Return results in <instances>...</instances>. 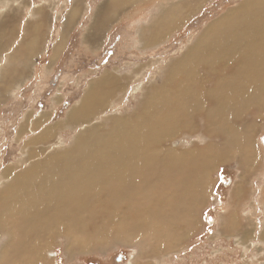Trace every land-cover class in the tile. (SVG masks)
<instances>
[{"label":"rangeland","instance_id":"rangeland-1","mask_svg":"<svg viewBox=\"0 0 264 264\" xmlns=\"http://www.w3.org/2000/svg\"><path fill=\"white\" fill-rule=\"evenodd\" d=\"M75 1L0 0L1 69L22 44L31 43L32 35L33 39L39 33L42 38L38 52L28 60L24 49L21 58L16 54L13 59L27 63V76L20 86L3 87L0 83V178L9 169L15 175L47 158L55 162L59 160L57 153L76 150L80 148L77 144L113 145L124 122L128 121L129 127L140 125L150 112L161 115L166 111L164 115L172 125L169 130L175 132L157 141L158 148L152 150L189 156H195L194 151L205 152L199 162L206 175L205 184L199 186L204 184L205 191L194 213L195 225L171 224L166 235L159 237L147 223L137 230L118 227L120 214L106 209L107 197L102 196L91 203L92 213L77 215L84 218L82 229L87 236L77 241L84 249L70 245L65 231L55 227L50 239L39 245L43 260L33 259L30 264H264V239L259 237L264 231V82L254 86L253 73L243 75L247 65L243 45L208 67L196 65L191 81L165 76L166 72L174 73L179 61L189 56L190 46L206 28L249 0H205L171 33L143 46L142 31L150 26L156 13L152 0L145 1L127 9L128 14L117 16L98 47L89 45L84 37L97 8L106 0H81V11L53 60L54 46ZM257 1L260 0L252 1V5ZM248 3L244 5L246 9L250 8ZM105 77L108 85H102L97 97L93 95L96 102L84 110V115H69L80 107L90 86ZM244 80L250 83L242 98L246 104L223 111L220 96L227 90L226 85L235 81L237 87H242ZM169 83L172 87L168 88L175 87L177 93L174 88L170 93ZM199 102L197 112L195 104ZM75 116H81V120ZM239 137L247 139L244 147L233 144ZM193 165L187 163L189 167ZM8 176L9 179L11 175ZM232 219H236L233 225ZM246 233L253 234L254 239L243 240Z\"/></svg>","mask_w":264,"mask_h":264},{"label":"bare ground","instance_id":"bare-ground-1","mask_svg":"<svg viewBox=\"0 0 264 264\" xmlns=\"http://www.w3.org/2000/svg\"><path fill=\"white\" fill-rule=\"evenodd\" d=\"M145 1L149 0L104 1L93 15L91 25L84 37L85 42L98 47L104 38V33L117 16L122 13L128 14L127 9L134 8ZM204 1L152 0L156 13L151 19L150 26L142 31L141 44L143 46L149 45L151 42H155L158 36L163 37L165 34L171 33L187 17L196 12ZM249 1L251 3L254 0ZM249 1L206 28L194 46H190L189 56L179 61L175 72L169 71L167 74L168 69H166V78L172 79L180 76L184 81H191L196 65L208 67L215 61L224 58L229 51L243 45L246 48L244 57L247 58L243 75L253 73L254 86L264 82V0L257 1L258 3L253 5L252 2L250 8L246 9L244 5ZM81 5V0H76L75 5L68 13L61 37L53 49V60L63 46L69 27L81 11ZM32 36L31 43L29 42L27 46L24 43L26 48L22 44L12 54V57L7 58L3 69L0 68V83L3 82V87L5 85L18 88L26 78L27 63L23 62L24 59H13L16 54L21 58L23 49L26 52L27 60L38 52L42 41L41 35L35 33L33 39ZM235 57L238 59L239 56L237 57L235 54ZM17 62L19 64L16 65ZM171 67L174 66L171 64ZM238 67L241 69L242 66ZM107 78H103L102 81L99 80L100 82L96 80L98 81V83L95 81L96 84L92 82L93 84L86 92L85 99L82 100L83 102L81 101L80 107L74 109L69 115L74 116V114L80 113L82 116L84 110L93 102H96L95 98H92L93 95L96 96L100 91L102 93L101 89L107 84ZM235 80L237 79L235 78ZM179 84L182 83L179 82ZM236 84L235 81H232L228 84L229 86L226 85V91L220 90V92H223L220 100L225 105L221 106L223 111L231 109V107L237 108V105L243 106V104H246V102L243 103L244 99L242 98L245 97L246 87L250 83L244 80L243 84L240 83L242 87H237ZM169 86L172 87L171 83L167 88ZM173 86H176L175 83ZM170 88H168L169 91ZM173 88L176 91L175 87ZM158 94L163 95L162 93ZM206 94L208 95V92ZM216 94L218 93L216 92ZM161 95L158 96L161 97ZM216 97L215 99H217ZM182 99L181 101H183ZM205 99L202 102H205ZM146 100L148 99L143 101L148 102ZM198 100L201 101L202 99L199 98ZM156 102L157 100L153 103ZM200 103L195 104V106L200 105ZM148 104L145 103L144 105ZM185 104L184 106H186ZM196 107L198 112L199 107ZM164 109L165 107H163ZM164 113L166 111L161 115L150 112L148 117L141 121L140 125L132 127L126 126L128 121L125 120L126 122L122 124V128H119L121 130L119 139L113 145L75 143L80 148L72 149L69 152L63 150V153L58 151L61 154L57 153L59 160L56 159L55 162H51L47 158L42 162L39 161L41 164L33 163L20 173H14L15 175L11 173L10 169L7 170L4 177L0 178V264H30L33 259L43 260V251L39 245L41 242L50 239V233L54 231L55 227L58 230L60 228V230L65 231L66 238L70 240V245H77L80 249H84V246L80 245L81 242H77L78 237L87 236L82 229L84 218L81 220V217L77 215L92 213L91 203L99 200V198L101 199L102 196L107 197L106 204L108 206H105V208L112 209L113 212L111 213H114L115 210L116 213L120 214L117 224L121 229L127 226L130 229L137 230L139 225L147 223L151 225V228L156 232V236L159 237V235H166L171 224L184 223L185 225L186 222H189L191 226L195 225L194 213L197 205L201 203V195L205 191L204 177L206 178V175L204 169L200 167L203 163L199 165V162L204 159L205 152L194 151L195 156L178 152V154L154 152L152 149L158 148L159 145L157 141H164L163 139L166 138L168 133L174 134L175 132L173 129L169 130L172 125L169 124V119ZM220 114L223 115L221 112ZM187 115L186 117H188ZM81 116H78V118L75 116L74 118L79 121L78 119L80 117L81 120ZM246 140L239 137L233 140V144L244 147ZM78 141L81 142L79 139ZM106 146L110 148L108 149ZM49 154L52 155V153ZM180 157L184 160H181ZM187 163H194V165L189 167ZM8 175H11L9 179ZM3 179L8 180L2 182ZM203 182V187H200L199 183ZM188 195H192V197L188 198ZM165 205L168 206L165 207ZM118 208H121V210H118ZM235 220L232 219L230 224L233 225ZM152 234L154 233L152 232ZM249 234L251 235V233ZM249 234L243 235V240L254 239L253 234L248 238ZM259 235L260 239H264V231ZM155 244L159 245V243ZM155 244H152L153 248ZM153 248L149 249L154 250V252L157 251ZM50 264H52L51 261Z\"/></svg>","mask_w":264,"mask_h":264},{"label":"crops","instance_id":"crops-1","mask_svg":"<svg viewBox=\"0 0 264 264\" xmlns=\"http://www.w3.org/2000/svg\"><path fill=\"white\" fill-rule=\"evenodd\" d=\"M66 39V38H65Z\"/></svg>","mask_w":264,"mask_h":264}]
</instances>
